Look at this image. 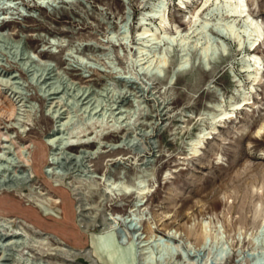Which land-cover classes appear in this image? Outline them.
Masks as SVG:
<instances>
[{
  "label": "rangeland",
  "instance_id": "obj_1",
  "mask_svg": "<svg viewBox=\"0 0 264 264\" xmlns=\"http://www.w3.org/2000/svg\"><path fill=\"white\" fill-rule=\"evenodd\" d=\"M158 1L0 0V70L16 75L14 91L24 104L14 117L0 115V133L29 146L38 164L36 176L21 190H1L6 187L1 182L0 218L24 227L37 241L28 239L18 250L28 249L38 261L61 262L50 250L56 246L52 235L76 248L91 246L90 233L97 236L98 230L80 229L75 207H82L90 215L102 209L114 219L118 242L129 232L136 240L139 233L176 230L186 259H173L171 250L157 254L153 264H188L187 255L191 264H207L222 244L233 253L225 264L264 263V232H256L264 217V39L255 50L263 72L251 90L235 43L223 37L226 52L219 50L209 61L199 53V46L219 38L217 22L223 17L216 10L209 16V36L191 37L182 46L178 37L168 36L170 27H187L183 11L178 0H162L168 28L146 43L150 37L138 34L140 17L152 13ZM246 2L264 28V0ZM184 56L187 65L177 72ZM12 88L2 91L8 95ZM241 89L249 102L193 154L197 132L210 131L212 117L230 111ZM51 101L59 121L52 118ZM118 124L121 129H115ZM53 128L60 129V138L50 141ZM88 136L100 143L90 158L79 152L97 147L79 145ZM69 140L78 144L54 149ZM142 187L147 193L131 211ZM50 204L60 210L58 217L42 214Z\"/></svg>",
  "mask_w": 264,
  "mask_h": 264
},
{
  "label": "bare ground",
  "instance_id": "obj_2",
  "mask_svg": "<svg viewBox=\"0 0 264 264\" xmlns=\"http://www.w3.org/2000/svg\"><path fill=\"white\" fill-rule=\"evenodd\" d=\"M194 1L195 0H178L177 5L179 9L183 11V14L181 13V20L186 24L187 27L182 29L178 26H174L172 28L170 27L172 34L168 36V40L178 37V41L182 46H184L186 39L188 40L191 37L197 36L194 40H200L203 38V36H209L207 34V28L209 27L210 23L209 16L213 11H218L220 17H223L220 18V22H217V24H219L218 32L220 33V39H215L216 43L211 40L207 41L209 43L199 46V53L203 55L206 61H209L211 55H214L219 50H221L222 53L226 52L227 45L224 43V40L222 39L223 37L228 39V41L235 43L236 50H238L241 54L240 68L243 71H247V77L252 81L250 89L253 90V86L259 82L263 72L262 58L255 52L256 49L261 47L262 41L264 39V28L262 21L251 14L246 0H201L200 6L193 8V10L190 11L189 7L193 5ZM164 4V1L159 0L155 5V9L151 11L152 13H145L140 17V27H142V29L138 34L143 39L150 37L149 40L146 39V43L156 39V35L158 32H160V30L165 33L166 28H168L167 16L164 13ZM212 5L214 7L210 8ZM187 13L189 14L186 15ZM150 19H156L157 23L153 25L151 22H147V20ZM146 25L151 26L147 27ZM139 50L142 51V48ZM184 55L187 54L185 53ZM187 56L181 57L180 62L177 64V72L184 71L185 65H187L188 62ZM161 58L162 60L159 61V64L157 65L159 69L162 66V63L160 62H163L164 55H162ZM2 76L7 75L6 72H1L0 70V115L2 117L5 116L6 118H10L14 117L15 114L18 113L17 111H24V104L19 94L16 95V91H14L16 90V86L14 85L15 81L11 79H14L16 75L10 74L6 77V79L2 78ZM234 81L239 83V81L236 79ZM3 86H11L15 89L12 88L11 90L13 91H10L11 93L6 95V91H2ZM241 92V98L237 101H233L230 104V111H223L215 114L212 117L210 131L202 130L197 132L196 137L192 140L191 150L193 154L197 153V146L201 144L204 139H209L212 137L211 135L215 133L216 127H218L225 120L232 118V112L240 109L249 102V97L246 96L247 92H245L244 89H241ZM81 95L84 96V100L88 99V94H86V91H84ZM83 102L85 103V101ZM55 106L56 102L51 101L49 109H53ZM213 106L220 107L221 103L214 102ZM58 110V108L53 109L52 118H56L59 121L62 117L60 118ZM61 124H63V122ZM122 126V124H118L115 126V129H117V127L121 129ZM260 130L261 127L258 129V131ZM59 133V128H53L51 132L48 133V135L51 136L50 141L60 138V135L57 136ZM89 138L90 137L88 136L86 137V141L79 142V145H90L92 143L97 145V147L93 150L87 148L79 150L80 154L87 158L92 157L94 153L98 152L100 145L99 141H96L97 139L89 141ZM121 140H125V138ZM76 144L78 143H73V141L69 140L59 143L60 147L58 146V148L55 147L54 149L60 152V150L64 151V149L73 147ZM37 167L38 164H34L29 146L26 147L23 146V144H16V141L8 134L0 133V188L2 186L1 182H8L7 185L5 183L3 184L6 187L1 188V190H21L24 187V183L26 181L31 180L36 176ZM43 172L46 173L45 170ZM128 192L129 191H125V193ZM146 193L147 189H145V187L138 188L136 192L137 198L131 206V211H135L137 207L141 205L140 202ZM48 200L50 202L54 201L51 198ZM51 205L52 204L42 207V214L44 216L50 215L53 217H58L60 210L58 207H51ZM75 212L78 217L80 229L83 232L97 229L98 234L95 236L94 234L90 233L91 246L84 248H76L70 244H67L57 235H52L55 238L56 246L50 248V250H53L55 254L59 256L61 261L59 264H84L78 260L80 258L87 261L88 264H136L137 256L139 257L137 264H153V262L156 261L157 254L163 255L166 252L168 253V251L170 252L171 250L173 252H171L170 256L173 259H175L176 256L179 258H185L186 256L183 254V250L181 249L182 241H180V235L172 228H166L162 233H152L148 237L142 236V233H139V236L136 237V240L134 239V234L129 232L126 234L127 236H125L123 241L118 242V239L116 240L115 235L116 227L114 225V219L108 218L102 209L90 215V213L85 212L82 207L79 209L75 207ZM255 213L256 215L259 214L258 208L256 209ZM23 221L26 222V219H23ZM263 223L264 217L258 221L256 232H264ZM35 225L44 230L42 226H39L36 223ZM39 232V229L35 231L36 234H40ZM128 237L131 238V240H129ZM28 239L30 243L37 242L29 237L24 227L11 224V221L8 218L2 216V218H0V264H50L48 262L44 263V261L36 260L34 254L28 249H23L22 251L18 250L20 247L24 248L26 244H28ZM43 240L44 237L41 238V241ZM176 248H179L180 250L176 251ZM217 250L218 254L213 258L212 262L206 260L207 264H225L227 259L233 255L229 248L223 244L220 245ZM187 256L188 264H191V262H189L191 261L189 258L190 255ZM177 261H180V259H177ZM248 264L261 263L259 260H255L252 262L250 261Z\"/></svg>",
  "mask_w": 264,
  "mask_h": 264
},
{
  "label": "water",
  "instance_id": "obj_3",
  "mask_svg": "<svg viewBox=\"0 0 264 264\" xmlns=\"http://www.w3.org/2000/svg\"><path fill=\"white\" fill-rule=\"evenodd\" d=\"M176 73H177V72H175V74L173 73V77H175ZM263 228H264V227H263Z\"/></svg>",
  "mask_w": 264,
  "mask_h": 264
}]
</instances>
